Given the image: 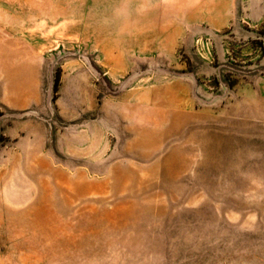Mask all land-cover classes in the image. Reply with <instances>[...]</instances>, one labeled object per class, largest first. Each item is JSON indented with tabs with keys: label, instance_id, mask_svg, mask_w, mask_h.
I'll use <instances>...</instances> for the list:
<instances>
[{
	"label": "rangeland",
	"instance_id": "1",
	"mask_svg": "<svg viewBox=\"0 0 264 264\" xmlns=\"http://www.w3.org/2000/svg\"><path fill=\"white\" fill-rule=\"evenodd\" d=\"M0 264H264V0H0Z\"/></svg>",
	"mask_w": 264,
	"mask_h": 264
},
{
	"label": "trees",
	"instance_id": "2",
	"mask_svg": "<svg viewBox=\"0 0 264 264\" xmlns=\"http://www.w3.org/2000/svg\"><path fill=\"white\" fill-rule=\"evenodd\" d=\"M58 80H59V78H58V75H57V77H56V79H55V86L57 85Z\"/></svg>",
	"mask_w": 264,
	"mask_h": 264
}]
</instances>
